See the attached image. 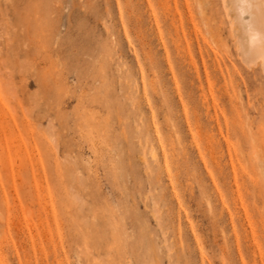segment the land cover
<instances>
[{
  "label": "rangeland",
  "instance_id": "obj_1",
  "mask_svg": "<svg viewBox=\"0 0 264 264\" xmlns=\"http://www.w3.org/2000/svg\"><path fill=\"white\" fill-rule=\"evenodd\" d=\"M196 1L0 0V264H264V71Z\"/></svg>",
  "mask_w": 264,
  "mask_h": 264
},
{
  "label": "bare ground",
  "instance_id": "obj_2",
  "mask_svg": "<svg viewBox=\"0 0 264 264\" xmlns=\"http://www.w3.org/2000/svg\"><path fill=\"white\" fill-rule=\"evenodd\" d=\"M129 1H132V0H126V2L128 3ZM153 2H157V7H158V3L159 4H162V5H164L165 3H166V1L167 0H152ZM223 1V0H222ZM147 2H148V4L149 5H151V0H147ZM155 2V3H156ZM197 3H196V8H195V10H193V11H191L190 12V19L193 21L194 20V18H195V15L196 16H198V17H200L201 19H207L208 21H209V19L211 18L212 20H213V23H215V25H216V22L218 23L219 22V16L217 15V13L216 12H214L213 10H211V13H210V17L204 12L205 11V8H204V4L202 3L203 1L202 0H197L196 1ZM224 2V1H223ZM209 3H211V1L209 0ZM225 5L223 6V8H225L224 10L226 11L225 12V14H226V17L228 18V20H229V23H230V32L232 33V35L234 34L236 37H237V39H236V45L238 46V47H240V49H242V53H244L246 56H247V58H249L250 60H252L253 62H256V60L257 61H259V63H260V65L258 64V65H256L257 67L259 66H261V70H263L264 71V0H228V3H224ZM156 5V4H155ZM162 5H159V7H158V9L159 8H164L163 10H165L166 8L164 7V6H162ZM168 5V4H167ZM167 5H166V7H167ZM162 6V7H161ZM168 8H169V6H168ZM161 11H162V9H160ZM160 10H158L159 12H161ZM166 10H168V9H166ZM158 13V12H157ZM170 12L168 11V13L167 14H169ZM172 13V12H171ZM183 13V12H182ZM189 13V12H188ZM194 13V14H193ZM204 13H205V15H204ZM167 14H165V11H164V13L162 12V14H161V17L159 18L160 20H158L157 19V16L155 15V23H156V27H159V24L162 26V29H161V31L164 33V35H166L165 36V38H166V40H163L162 39V36H160V39L162 40L161 42H162V47H163V51H164V60L165 61H162L161 60V58H155L153 55H150L149 56V58H150V67H151V71H152V79H151V84H152V82H153V87H152V89L153 90H156L157 89V87L159 86V85H161V84H165L166 85V81H162L161 80V75H166V73L167 74H170V76H171V80H172V82H173V84H174V87H176V89L178 90L179 89V81H178V77H180L181 79H182V82H185V80H186V75H188V71H190L191 69H192V67L194 66V64H192L191 63V59H190V61H189V67L188 66H186V65H182L181 63H182V60H181V62H179L178 61V59L175 57L176 56V54H175V56H174V52L172 51V50H170V45H173V48H174V51H176V53H177V50H179L178 49V44L177 43H179V39H177V40H179L177 43L176 42H172L171 40L172 39H174L173 37H172V39L170 40L169 38H171L170 36H169V40L167 39V34H169V35H171L170 33H169V24H173V19L175 18L174 16V18H172V17H169V15H167ZM158 15H159V13H158ZM174 15V14H173ZM182 15V14H181ZM206 15L209 17V18H205L206 17ZM189 16V15H188ZM159 17V16H158ZM181 17V16H180ZM183 17V16H182ZM186 18V17H185ZM138 19V20H137ZM178 19H179V17H178ZM180 19H182V18H180ZM179 19V20H180ZM210 19V20H211ZM183 20H184V18H183ZM128 21H131V23L133 24V25H135V26H141V22H140V20H139V18L137 17V16H134V18H129L128 19ZM177 21V20H176ZM175 22V21H174ZM184 22V21H183ZM186 22V21H185ZM178 22H176L174 25H172V26H176V25H178V24H180L179 26H182V24L181 23H178ZM192 23V22H191ZM218 25V24H217ZM172 26H170L171 27V29L173 28ZM178 26V27H179ZM194 26V25H193ZM185 27V26H184ZM218 27V26H217ZM216 28V27H215ZM158 29V28H157ZM170 29V31L172 32V30ZM179 29V28H178ZM214 29V28H213ZM220 29V27L219 28H217V32H214V31H211V33L213 32V36H214V33H215V35H217L216 33H218L219 30ZM181 30V29H180ZM183 30H188V29H183ZM215 30V29H214ZM221 30V29H220ZM158 31H159V33H162L159 29H158ZM173 31H174V28H173ZM180 32V31H178L177 30V28H176V30L174 31V32ZM189 31V30H188ZM209 31V32H210ZM216 31V30H215ZM187 32V31H186ZM190 33V32H189ZM176 34H179V33H176ZM181 34H182V32H181ZM187 34V33H186ZM220 34V32L218 33V35ZM175 38H176V36L174 35V34H172ZM171 35V36H172ZM180 35V34H179ZM183 35V34H182ZM182 35L180 36L181 38H182ZM190 35V34H189ZM189 35H187V36H189ZM178 36V35H177ZM184 36V35H183ZM190 37V36H189ZM188 37V38H189ZM212 38V37H211ZM186 39H187V37H186ZM176 40V41H177ZM183 40V39H182ZM184 40H185V36H184ZM188 40V39H187ZM187 40H186V42H187ZM191 41V40H190ZM190 41H189V43H190ZM184 43L185 45L187 44V43ZM187 46V45H186ZM236 46V47H237ZM183 47H184V45H183ZM182 47V48H183ZM189 47L190 46H187V49H189ZM184 49V48H183ZM187 49H184V51H186ZM189 51V50H188ZM183 52V51H182ZM238 52V51H237ZM178 53H180L179 51H178ZM186 53V52H185ZM240 53V52H239ZM179 55V54H178ZM183 55V54H182ZM186 55V54H185ZM190 55L192 56V54L190 53ZM240 55V54H239ZM242 55V54H241ZM240 55V56H241ZM244 55V56H245ZM181 56V55H180ZM187 56V55H186ZM191 56H188V58H190ZM243 56V55H242ZM179 58V57H178ZM182 58V57H181ZM192 58V57H191ZM244 58V57H243ZM183 59V58H182ZM189 60V59H188ZM240 60H242V58L240 59ZM244 60V59H243ZM242 60V61H243ZM246 60V59H245ZM249 61V60H248ZM186 62V61H185ZM246 62H247V60H246ZM245 62V63H246ZM249 64H250V61L248 62ZM252 63V62H251ZM184 64V63H183ZM214 64V63H213ZM212 64V65H213ZM217 65H218V67H220V64H219V62H217L216 63ZM243 64V63H242ZM249 64H248V66H249ZM191 65V66H190ZM211 65V66H212ZM245 65V64H244ZM247 65V64H246ZM251 65V64H250ZM163 66H166V68H164ZM206 66V65H205ZM215 66V65H214ZM255 66V67H256ZM195 68V74L196 75H198L199 74V72H198V70H197V68H196V66L194 67ZM226 68V67H225ZM246 68V67H245ZM213 69V68H212ZM216 69V68H215ZM228 69V68H227ZM193 70V69H192ZM207 70H209V69H207ZM221 70V69H220ZM245 70V69H244ZM259 70V69H258ZM178 73H177V72ZM229 71V70H228ZM227 71V72H228ZM191 72V71H190ZM215 72H216V70H215ZM255 72H257V71H255ZM262 72V71H261ZM232 73H234V72H232ZM264 73V72H263ZM206 76H207V78H208V80H209V77L211 76L210 75V73H208V71H206ZM217 74V73H216ZM223 74V73H222ZM229 75H230V77H233L234 76V74H230V72L228 73ZM250 74V73H249ZM195 75V76H196ZM214 75V74H213ZM228 75V76H229ZM233 75V76H232ZM246 75H247V73H246ZM256 75V74H255ZM190 76V75H189ZM188 76V77H189ZM191 77V76H190ZM193 77V76H192ZM191 77V80H194V78H192ZM223 77V76H222ZM226 77V76H225ZM229 77V79H232V78H230ZM187 79H190V78H187ZM213 79H214V77H213ZM225 80V79H224ZM230 81V80H229ZM194 82H195V80H194ZM193 82V83H194ZM210 82V81H209ZM168 83V82H167ZM169 84V83H168ZM192 84V83H191ZM210 84V83H209ZM227 84V83H226ZM225 84V85H226ZM211 85V84H210ZM213 85V84H212ZM163 86V85H162ZM160 87V86H159ZM158 87V88H159ZM161 88V87H160ZM167 88V87H166ZM185 88V87H184ZM175 89V90H176ZM183 88H181V90H182ZM187 89H188V87H187ZM162 90V89H161ZM171 90V89H170ZM169 90V91H170ZM164 93H163V97L164 98H162V100L166 103H164V105H167V103H168V96H167V89H164V90H162ZM173 91V90H172ZM183 91H185V90H183ZM182 91V92H183ZM191 91V90H190ZM205 91V90H204ZM211 91V90H210ZM209 91V92H210ZM176 92V91H175ZM175 92H174V94H175ZM181 92V91H180ZM179 92V90H178V92L177 93H180ZM212 92V91H211ZM172 93V92H171ZM176 93V94H177ZM205 93V92H204ZM228 94V93H227ZM178 95V94H177ZM181 95H185V94H183V93H181ZM192 95V94H191ZM204 95V94H203ZM169 96H171V95H169ZM231 96V95H230ZM162 97V96H161ZM184 97H186V96H184ZM194 97V96H193ZM212 97V96H211ZM229 97V96H228ZM171 98H172V96H171ZM179 98V97H178ZM176 99H177V97H176ZM175 99V100H176ZM183 99V98H182ZM191 99V98H190ZM207 99V98H206ZM215 99V98H214ZM169 100H170V98H169ZM175 100H174V104L176 105L177 104V101L179 100V99H177V101H176V103H175ZM180 100H181V98H180ZM179 100V101H180ZM201 100V99H200ZM213 101V100H212ZM171 101H169V103H170ZM173 102V101H172ZM207 102V101H206ZM210 102V101H209ZM195 103V102H194ZM231 103V102H230ZM186 104V103H185ZM181 105V104H180ZM180 105H177L178 107L180 106ZM168 106V105H167ZM166 106V107H167ZM173 106V105H172ZM186 105H184V107H185ZM233 107V106H232ZM174 108V107H173ZM182 108V107H181ZM219 108V107H218ZM234 108H236V107H234ZM169 109V108H168ZM237 109V108H236ZM166 110H167V108H166ZM176 110V109H175ZM175 110H173V111H175ZM183 110V109H182ZM231 110V109H230ZM233 110V109H232ZM235 110V109H234ZM179 111H181V110H179ZM183 112V111H182ZM175 113H179V112H175ZM185 113V112H184ZM189 113V112H188ZM168 114H169V112H168ZM167 114V115H168ZM213 114H215V113H213ZM235 114H237V113H235ZM170 115V114H169ZM173 115H175V114H173ZM185 115V114H184ZM216 115V114H215ZM181 116H182V114H181ZM171 117V116H170ZM175 117V116H174ZM177 117V116H176ZM175 117V118H176ZM185 117H186V115H185ZM211 117V116H210ZM169 118V117H168ZM180 118V117H179ZM178 118V119H179ZM184 118V117H183ZM183 118L181 119V120H183ZM187 118V117H186ZM170 119V118H169ZM173 120V122H174V118H172ZM177 119V118H176ZM169 121V120H168ZM171 121V120H170ZM171 121V122H172ZM179 121V120H178ZM177 121V122H178ZM185 121V120H184ZM183 121V122H184ZM186 121H188L187 119H186ZM186 121H185V123H186ZM180 122V121H179ZM191 122H192V120H191ZM190 122V123H191ZM196 122H198V121H196ZM170 123V122H169ZM181 123H182V121H181ZM188 123H189V121H188ZM187 123V124H188ZM193 123H195V122H193ZM192 123V124H193ZM173 124H175V123H173ZM173 124H171L170 126H172ZM178 124V123H177ZM189 125V124H188ZM194 125V124H193ZM197 125V124H196ZM174 126H176V125H174ZM192 127V126H191ZM249 127V126H248ZM177 128V130H178V128H180L179 126H177L176 127ZM176 128H174V131L176 130ZM182 128V127H181ZM189 128H190V126H189ZM197 128H199V126L197 125V127H196V130H197ZM202 128H203V126H202ZM233 128V127H232ZM235 128V127H234ZM233 128V130H235ZM172 130H173V128H172ZM183 130H184V128H182V131L181 132H183ZM191 130H192V128H191ZM195 130V131H196ZM200 130H201V128H200ZM173 131V132H174ZM236 131V130H235ZM234 131V132H235ZM173 132H172V134H173ZM177 132V131H176ZM178 132H179V130H178ZM191 132V131H190ZM249 132V131H248ZM261 132V131H260ZM197 132H195V134H196ZM247 133V132H246ZM176 134V133H175ZM227 134V133H226ZM259 134V133H258ZM157 135V134H156ZM177 135V134H176ZM183 135H184V133H183ZM183 135H179V136H182V137H186V136H183ZM199 135V134H198ZM249 135V134H248ZM174 136V135H173ZM176 137V136H175ZM192 137H194V134H193V136ZM199 137V136H198ZM209 137V136H208ZM212 137V136H211ZM174 138V137H173ZM181 138V137H180ZM183 140H184V138H182ZM195 139V138H194ZM193 139V140H194ZM168 140V139H167ZM172 140V139H171ZM180 140V139H179ZM183 140H181V141H183ZM186 140V139H185ZM211 140V139H210ZM213 140V139H212ZM176 141H178V138H177V140ZM180 142V141H179ZM167 143V142H166ZM181 143V142H180ZM184 143H186V141L184 142ZM178 144V143H177ZM187 144V143H186ZM185 144V145H186ZM212 144H213V141H212ZM164 145V144H163ZM168 145V144H167ZM182 145V144H181ZM166 146V145H165ZM180 146V145H179ZM151 147H152V145H151ZM156 147V146H155ZM170 147V146H169ZM181 147V146H180ZM185 147H187V146H185ZM198 147V146H197ZM157 148V147H156ZM159 148V147H158ZM162 148V147H161ZM168 148V147H167ZM171 148H172V145H171ZM169 149L170 148H168L167 150L169 151ZM181 149V148H180ZM185 149V148H184ZM157 150L158 149H155L154 147H152V150H150V152L152 153L151 155L153 156V158H154V156H159L160 154H157ZM171 150V149H170ZM173 150V149H172ZM159 151V150H158ZM179 151H181V150H179ZM184 151V150H183ZM163 153H162V158L161 157H159V158H161L160 159V161H162L163 163H161V164H159L158 163V165L160 166V168H161V165H164L166 168H168L169 167V158H168V154H167V152L165 151V149H163V151H162ZM201 152V151H200ZM179 153V152H178ZM186 153H187V151H186ZM255 154V153H254ZM256 155V154H255ZM161 156V155H160ZM169 156H170V154H169ZM171 156H173V155H171ZM177 156V155H176ZM155 159V158H154ZM256 159H258V158H256ZM156 160H158V157L156 158ZM172 160V159H171ZM188 160V159H187ZM159 161V160H158ZM159 161V162H160ZM181 164V163H180ZM182 166V165H181ZM185 166V165H184ZM187 166V165H186ZM232 167V166H231ZM232 168H234V167H232ZM3 198V197H2ZM1 202V201H0ZM7 202V201H6Z\"/></svg>",
  "mask_w": 264,
  "mask_h": 264
}]
</instances>
